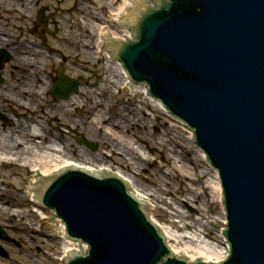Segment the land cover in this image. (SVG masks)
Segmentation results:
<instances>
[{"label": "water", "instance_id": "95a60500", "mask_svg": "<svg viewBox=\"0 0 264 264\" xmlns=\"http://www.w3.org/2000/svg\"><path fill=\"white\" fill-rule=\"evenodd\" d=\"M134 15L137 40L116 43L114 56L188 123L219 170L231 245L222 264H264V0H161ZM67 168L32 187L37 198L51 182L44 207L62 218L69 238L89 245L66 264H191L171 254L121 179Z\"/></svg>", "mask_w": 264, "mask_h": 264}, {"label": "rangeland", "instance_id": "374dc122", "mask_svg": "<svg viewBox=\"0 0 264 264\" xmlns=\"http://www.w3.org/2000/svg\"><path fill=\"white\" fill-rule=\"evenodd\" d=\"M13 1H17L16 4L18 5L19 0H0L2 5L0 6V28L3 33L9 35L12 39L11 42L21 46L39 44L41 43L40 40L44 39V36L36 34L38 33L37 31H33L36 30L34 29L36 28L34 23L37 19V13L42 6H48L50 10H54V14H59L56 15L59 19L64 17L63 14L65 12L74 15L73 19H75L74 25L76 28H71L69 25L64 24L65 27L63 26V31L60 33L57 41L49 38L50 46L62 52L53 51L56 54H52L51 57L49 56L48 71L52 77L53 71L54 75L57 73L58 64H66L67 74L74 77L82 75L83 86L81 91H85V93L78 95L80 105H72L73 102L66 103L69 110L67 111L66 109L64 115H58L54 106H61V104H58L54 100L52 94H43L46 90L45 87H48V85L51 87L53 81L50 77H47V80L43 78V83L39 85L40 91H35V93L30 92L29 94L39 101L37 107L35 106L34 108L35 112L31 110L33 106L30 107V111L22 110V107L17 104V97L12 87V85L16 84V81L21 79V68L18 67L16 62L6 64L2 70L4 83L0 86V89H6L7 94H5V98L0 94V113L9 114V117L8 115L6 117L9 119L13 117L14 122L10 121V124L4 126V123L0 121V138L3 135L11 136L12 133L14 137L21 139L19 137V135H22L20 133L22 128L20 123L26 112L29 119L34 117L39 120L41 118V124L53 130V132L48 131L47 133V138L51 143L56 141V139L50 137L51 134L55 133L56 136L59 135L57 127L61 129L65 128L64 137L65 141L67 143L69 142L68 154L70 153V156L73 153L70 150V146L72 145L78 157L80 154L86 153L97 158L100 160V163L108 164L116 170H121L127 175H131L145 189L149 190L152 194L155 193L156 199L153 200L156 208L153 210V218L155 221L169 226L181 235L192 233L202 236L204 234L210 240L221 243V238L218 236V233L223 226L220 219L223 217L224 210L217 196L214 197L211 189L206 188L208 176L201 172L207 166L206 161L198 159L201 155L189 143L187 138L184 137V133L186 132L184 128L173 125V121L162 111L155 113L146 104L141 105L143 109L137 110L139 101L141 103L143 100L142 92L135 94L109 83V80L106 79L103 71H101L104 58H100V61L97 62L96 59L88 57L84 51L79 53L76 51L78 48L76 49V47L71 46L75 33L79 32L77 23H80V14L82 11L78 12V3L82 2L81 7L83 9L88 7L90 10H95L93 3H90V1H94L96 6H99L98 1L33 0L29 5V11L27 10L26 13L28 16L18 10L16 12L10 11V5ZM99 1L103 4L104 12L101 13L108 14V0ZM117 2L119 1H113V3H116V6ZM98 20L102 22L101 14ZM69 22L71 23V20ZM67 30H70V33H67ZM42 51L45 52L44 49ZM63 58H65V61L67 59L66 63L65 61L63 62ZM43 68L44 60L43 63L42 61L40 62L39 69H37L35 75L37 76L39 73H42ZM104 85L107 87L104 92L105 94L102 92ZM31 87L38 90L35 85H31ZM0 93H2L1 90ZM22 96V99H24L28 95ZM95 97L99 101L97 106L104 111V117L102 118V121H104H101L100 125L96 127L99 133H105L108 127L115 130L108 124V121L114 115L119 114L118 108L127 106L126 113L129 112L130 114L132 111H138V117L141 120L139 121L141 123L145 122L146 126L143 127V124L137 126L130 124L132 126L128 127L129 129H125L129 132H127V135L138 140L136 146L141 145L142 153L140 152V154L143 155L146 153L154 161L150 163L144 162L145 165L141 168H138L136 164L131 167L127 164V158H119L117 154L114 157L113 154L116 152H112V148H108V145L103 144L97 138L92 139L98 144V148L95 151L88 147L86 148L76 141L77 137H81L79 131L86 133L85 126L90 125L92 118L98 114H95L93 106ZM47 121L55 126L48 124ZM131 121L135 122L134 119ZM114 125L119 126L118 124ZM138 127H142L144 131L143 136L138 133ZM173 134L177 135V137L174 138ZM43 142L46 141L44 140ZM33 148L34 151L39 150V147L35 145H33ZM44 150H46V145ZM181 153L187 158L184 160L186 162L185 164L194 167L192 176H188L187 173L184 174L178 168L176 170L173 167L174 157L177 159V156H181L179 155ZM30 170L29 168H22L16 164L0 165V187L23 195L24 192H27V186L32 176H34ZM194 174L196 177H194ZM199 174L201 178H199ZM192 177L197 178V180H192ZM195 187L201 190L200 194L197 195L193 190ZM0 198L4 197L0 196ZM26 209H30L31 215L25 218L14 216L8 220L5 218L2 219V216H0V226L4 230L3 237L0 238V245L8 252V256H0V264H60L58 253L63 249L62 240L55 236L57 226L42 220L40 214L34 210L32 203ZM183 241L190 244L194 243V240L188 237L184 238Z\"/></svg>", "mask_w": 264, "mask_h": 264}, {"label": "bare ground", "instance_id": "6f19581e", "mask_svg": "<svg viewBox=\"0 0 264 264\" xmlns=\"http://www.w3.org/2000/svg\"><path fill=\"white\" fill-rule=\"evenodd\" d=\"M17 1L11 2L10 10H15L19 8L20 10H28L29 3L32 2V0H19L18 5L16 4ZM16 4V5H15ZM0 6L1 2H0ZM83 30H85V38L84 42L80 43L79 41H76V44H80L81 46L89 45L93 38L95 37L94 33H97V38L95 40L96 43L100 41L99 37V29L100 26H95L92 23V20L88 21L85 19L83 21ZM102 32H100L101 34ZM83 37V36H81ZM11 39H9L7 36H4L0 32V47L4 44H9ZM28 46H21V45H8L11 53L16 55L17 60L15 61L20 67V76L21 79L16 81V84L12 85L14 89V94L17 97V104L21 106L22 110H28L30 111L31 103H29L30 98L27 99L25 97L22 99V95H28L30 92L35 93V91H40L39 85L43 83L44 79L41 75H35L37 68L39 69V61L41 59V56L39 57H33V55L38 54L40 51L33 50L32 47ZM19 52V53H18ZM35 63V64H34ZM34 64V65H32ZM107 67V66H106ZM110 70H107L105 68L106 73V79L109 80V83L115 84L116 86H124L126 85V75L124 70L122 69L121 65L115 62H111ZM40 81V82H39ZM107 84V83H106ZM31 85H35L37 89L32 88ZM107 87L104 85L102 88V92L104 93ZM42 90V89H41ZM137 91V90H136ZM38 93V92H37ZM81 95L85 93V91H80ZM105 94V93H104ZM71 101L74 105H80L79 98L77 95H74L71 98ZM84 103V102H83ZM145 103L146 105L153 106L155 109L158 108L160 110L164 111V108L161 103L153 101L149 97H145ZM85 104V103H84ZM83 104V105H84ZM99 104L98 99L95 97L93 106L95 109V115L94 119L91 121L90 125L85 126L88 137L97 138L103 144L108 145L110 148L117 150L119 154H126L128 157V162L132 165L136 164L137 167H142L144 164L148 161H152L148 155L143 154L141 155L139 153V148L135 146V143L133 139L130 137H126L125 135L117 134V132L113 131L111 128H107L105 133H99L98 125H100L102 118L104 117V111L97 106ZM58 107V106H56ZM60 108V107H59ZM130 108V107H129ZM64 111L69 110V108H63ZM32 110V108H31ZM139 110V109H137ZM127 111V108L125 109L120 108L119 109V116H116L114 119H110V123H120L125 124L130 122L131 118H133L136 122V116H134V111L130 114L129 112L125 113ZM138 112V111H136ZM23 120L20 123V126L22 127L20 130V133L22 135H19L21 139H18L13 136L11 133V136L3 135V137L0 138V165H6V164H16L19 165L22 168L29 167L34 177H32L33 181L31 180L27 186V192H24L23 195H20L19 193H14L12 191H9L7 189H4L0 187V196L4 198H0V216H2V219H8L10 220L14 216L18 217H28L30 216V209H26V207H30V204L33 203L34 210L41 214V218H50L51 215H53L52 212L48 213L46 211H43L40 207H37L36 204H34V195L35 190L32 189V187L47 173L55 172L56 170L60 168H67L69 164L71 163H77L79 167H87V172L91 171H97V170H110L111 166L108 164L100 163V160L97 158H94L90 155H87L86 153L80 154L79 157L73 158L70 157V155L67 152L68 144L61 145L57 141L54 143L46 142V150H35L32 145H36L37 147H43L45 148V142H43L42 136L45 133H48V131H51L50 128L47 127H40L41 125L39 123V120H32L29 119L27 116V112L23 116ZM38 123V124H36ZM125 126H129V124H125ZM193 133L189 130L185 132L184 137L187 138L189 141H193ZM47 136V135H46ZM174 138L177 137V135L173 134ZM52 137V135L50 136ZM172 138V137H170ZM192 146H195L194 144ZM196 147V146H195ZM198 150V149H197ZM140 154V156H139ZM181 156H177V159L174 157V168L177 170H181L184 174L187 173V175L192 176V171L194 170V167L185 164L187 158L181 153L179 154ZM201 155L204 157L203 153L201 152ZM123 157V156H122ZM201 156L198 157V159ZM145 162V163H144ZM170 162V161H169ZM179 163V165H178ZM203 172L206 176H208V184L206 185V188L211 189V192L214 194V197L217 196L218 201H220L222 196V188L220 184V179L218 172L213 169L211 166H207ZM123 178L125 179L127 184H132L130 187V190H133L135 194L138 195L139 199L141 201L146 200L148 201V205H153V209H155L153 200L156 199L155 193L152 194L149 190L145 189V187L138 183L131 175L123 174ZM200 176V174H199ZM194 177L195 174H194ZM192 177V180H197V178ZM198 177V176H197ZM201 178V176L199 177ZM196 194H200L201 190L199 188L195 187L193 189ZM20 192V191H18ZM193 193V191H191ZM191 194V193H190ZM18 196V198H17ZM160 199V196H158ZM150 205V206H151ZM222 222H225V216H223L220 219ZM57 224V221H54ZM59 222V221H58ZM54 223V225H55ZM165 231L166 236L169 238V241L171 243V247L176 253H180L183 255H187L191 258H204V260H211V258H214V256H219L221 253L227 251V242L225 241L224 237L222 236V230L219 231L218 236L221 238L222 243L213 242L210 239H207L206 237L200 236V234H192L187 233V235H181L177 231L173 230L172 228L161 225ZM58 233L60 234V237L62 238V251L59 252V258L60 264L62 262V256L66 248L69 246H76L75 243L70 242L69 240H66L64 235V228L63 226L58 227L57 229ZM196 238L195 240L199 241L196 244H190L188 242L183 241L184 238Z\"/></svg>", "mask_w": 264, "mask_h": 264}]
</instances>
